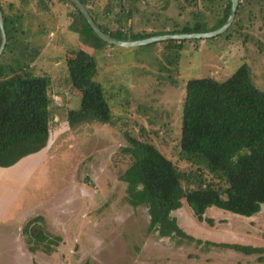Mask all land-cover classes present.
<instances>
[{
    "label": "rangeland",
    "instance_id": "1",
    "mask_svg": "<svg viewBox=\"0 0 264 264\" xmlns=\"http://www.w3.org/2000/svg\"><path fill=\"white\" fill-rule=\"evenodd\" d=\"M224 2L199 0L187 7L182 0H95L93 13L103 24L107 20L113 27L123 26L128 37L172 36L195 25L213 30ZM60 3L61 24L70 27L73 8ZM14 4L10 12L15 18L7 31L15 46L26 52L36 43L28 40L32 34L24 33L18 21L26 13L34 23L33 14L44 3L14 0ZM105 9L111 14L106 15ZM69 31L44 49L47 55L33 70L49 80L52 91L48 146L12 169H0V264H264L257 255L213 246L264 248V206L252 217L210 207L204 216L213 221L208 224L199 222L182 200L172 216L194 240L160 238L149 230L146 207L130 205L127 185L119 180L130 163L120 153L127 146L126 134L151 142L179 170H196L181 158L178 148L188 81L224 82L246 65L253 84L264 92V0L241 5L233 26L196 43L175 40L121 47L98 41L95 48L87 38ZM77 50L95 58L94 81L104 89L113 121L71 132L62 119L64 112L80 108L81 96L71 89L65 56ZM203 172L207 180L211 178L208 171ZM38 216L43 218L46 234L58 239L51 253L44 248L31 252L23 235L25 224Z\"/></svg>",
    "mask_w": 264,
    "mask_h": 264
},
{
    "label": "trees",
    "instance_id": "2",
    "mask_svg": "<svg viewBox=\"0 0 264 264\" xmlns=\"http://www.w3.org/2000/svg\"><path fill=\"white\" fill-rule=\"evenodd\" d=\"M59 1L73 8L70 14L73 19L71 30L77 32L81 39L87 38L86 42L97 48L98 41L103 40L94 33L82 13L67 0ZM79 1L101 32L112 39L131 42L156 37L154 34L128 37L123 26L113 27L107 20L104 24L99 22L93 13L95 0ZM198 1L182 0L187 7H192ZM249 1L252 0L239 1L231 26L235 23L241 5ZM231 6L232 0H225L222 15L213 30L195 25L175 34L216 31L228 21ZM107 9L105 14L110 15L111 11ZM3 20L8 43L7 24L10 22L4 14ZM7 47L8 44L0 56L1 169L11 168L47 147L54 111L49 80L44 75H35L34 69L20 59L7 58ZM87 52L77 50L65 56L71 89L81 96L80 108L64 112L62 119L67 121L71 132L84 125H106L113 121L104 89L94 81L97 74L96 60ZM126 140L127 146L121 148L120 153L129 158L130 163L119 180L127 185V202L135 208L146 207L149 230L160 238L178 236L188 241L194 240L182 231L172 216L173 212L181 208L182 200L191 207L199 222L206 221L208 224L213 221L204 216L210 207L252 217L264 206V92L253 84L246 65L224 82L202 78L186 83L178 148L182 153L181 158L196 167V170H179L142 137L126 134ZM203 169L208 171L210 179L205 178ZM183 185H187L186 188ZM42 223V217H35L25 224L22 232L31 252L44 248L45 252L51 253L52 245L56 246L58 239L46 234ZM213 246L247 256L257 255L258 262L264 263V248L237 244Z\"/></svg>",
    "mask_w": 264,
    "mask_h": 264
},
{
    "label": "crops",
    "instance_id": "3",
    "mask_svg": "<svg viewBox=\"0 0 264 264\" xmlns=\"http://www.w3.org/2000/svg\"><path fill=\"white\" fill-rule=\"evenodd\" d=\"M23 1L24 0H22V2ZM40 2L44 3V5L39 7V9L33 14V21L35 24L30 22L31 16H29L26 13L23 14V17H22L23 19L18 21V26H21L20 29L24 33L30 31V34H32L33 37L29 36L28 40H30L31 43L35 42L36 45L32 44V46L30 47V48H32V50L27 48V49H24V51H26V52H21V50H23V49L20 50L21 46L20 45L15 46V41L10 40L7 43L8 46H10V48L8 50H6L7 51V53H6L7 58H10V57L18 58L21 61L25 62L29 67H31L33 69L35 68L36 64L40 63L41 60L44 58V55L46 53L45 52L46 48L48 46H52L51 44H52V42L55 41L56 37L59 36L58 38L60 39V37H61L60 33L64 32V30L67 32H70L69 31L70 27L65 28V26L63 24H61V12H60V6H59V4H61L60 1L58 3V0H40ZM0 6H1V9L3 11V14L6 15L8 17L9 22H11V20H13L15 18L14 15H11V12L15 7L14 0H0ZM11 8H12V10H11ZM25 16L29 17V18L26 19ZM28 28L30 30H28ZM39 31H42L43 34L39 35ZM17 39H19L18 36H17ZM27 44L29 45V42ZM34 46L36 48H39V51H37L36 49H33ZM15 48H18V49L14 50ZM53 52L54 51H50L51 54ZM46 55H47V53H46ZM37 154L29 156V157L21 160L19 163H21V162L23 163V162L27 161L29 158L36 156ZM18 164H16V165H18ZM15 166L11 167V169L14 168ZM8 169H10V168H8Z\"/></svg>",
    "mask_w": 264,
    "mask_h": 264
},
{
    "label": "water",
    "instance_id": "4",
    "mask_svg": "<svg viewBox=\"0 0 264 264\" xmlns=\"http://www.w3.org/2000/svg\"><path fill=\"white\" fill-rule=\"evenodd\" d=\"M71 4H73L83 15L84 19L87 21L91 29L94 31V33L101 38L103 41L111 44V45H117L121 47H138V46H144L149 45L155 42H162L166 40H206L213 37H216L225 31L228 30V28L231 26L232 22L235 19V15L237 12L238 4L240 0H232V6H231V12L228 21L224 26H222L220 29L210 32V33H204V34H181V35H173V36H156L152 38H148L145 40L140 41H131V42H122L115 39H112L108 35L101 32V30L97 27L93 19L91 18L89 12L87 9L80 3L79 0H67ZM0 36H1V43H0V56L5 51L6 45H7V35L5 31L4 26V20H3V14L1 11L0 6Z\"/></svg>",
    "mask_w": 264,
    "mask_h": 264
}]
</instances>
